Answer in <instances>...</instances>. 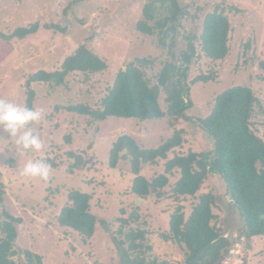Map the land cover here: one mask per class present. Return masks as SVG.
<instances>
[{"label":"rangeland","instance_id":"374dc122","mask_svg":"<svg viewBox=\"0 0 264 264\" xmlns=\"http://www.w3.org/2000/svg\"><path fill=\"white\" fill-rule=\"evenodd\" d=\"M149 2L0 0V31L5 35L35 22L52 25L24 38L12 37L9 44L0 39V98L25 106L32 90L34 109L42 113L40 121L18 134H38L43 144L38 152L23 151L16 144L18 136L11 139L9 133L0 129V185L4 188L0 223L7 220L8 214L23 220L16 224L18 238L13 249L17 254L9 258L15 264H35L29 261L25 250L41 255L44 264H120L123 253L118 251L117 243L121 241L124 249L129 248L127 234L131 229L145 232L144 238L135 241L142 247L128 250L131 256H147L148 262L156 264H184L186 251L174 240H164L161 234L169 233L170 217L177 208L181 207L188 218L199 196L208 191L215 195L213 213L217 218L213 222L221 233L235 240L223 264H264V236H240L242 219L218 175H210L196 197L177 198L173 188L179 170L166 172L164 160L146 163L141 166L142 175L149 180L165 175L168 184L161 196L152 194L142 199L130 191L135 178L130 161L120 160L116 168L109 165L110 149L122 134L133 136L141 147L155 148L175 130L182 129L185 141L169 152V157L191 150H209L211 139L201 131L197 119L210 112L219 93L238 85L251 87L260 101L255 105L251 126L264 140V0H178L185 8V16L178 31L169 33L166 46L160 44L157 28L153 35L136 29ZM217 4L224 6L229 17L231 51L224 60L212 61L201 51L200 35L205 15ZM159 5L156 0V6ZM230 6L239 11L229 10ZM165 14V10H159L156 18ZM191 34L195 36L197 55L191 61L187 80L190 82L198 75L215 79L190 83L193 107L186 112L188 119L180 118L174 126L168 117L141 122L109 116L97 121L88 114L66 110L76 104L88 105L91 110L100 108L101 99L118 71L135 58L154 59L152 66L142 69L156 83L155 75L166 62L173 61L172 54L186 49L183 35ZM83 44L106 60V70L93 74L71 72L63 84L34 81L31 88L26 87L29 76L39 70L61 69L63 61ZM165 97L163 88L159 99L163 110L168 108ZM69 152L80 155L83 162L76 166V158ZM35 160L51 165L46 181L21 175L24 165ZM72 189L90 193L91 210L105 221L97 223L95 235L86 244L77 232L60 227L56 220ZM118 218H125L127 224L121 225Z\"/></svg>","mask_w":264,"mask_h":264},{"label":"trees","instance_id":"16d2710c","mask_svg":"<svg viewBox=\"0 0 264 264\" xmlns=\"http://www.w3.org/2000/svg\"><path fill=\"white\" fill-rule=\"evenodd\" d=\"M74 4H81L88 0H72ZM150 0L143 8V19L137 22L136 29L143 34L153 35L156 28L160 34V44L166 46V39L170 32L176 33L185 16V8L178 0ZM165 10L162 18H156L157 11ZM229 10L238 12L235 6ZM153 24L150 25L148 22ZM54 26V25H53ZM51 28L52 25L41 26L38 22L30 26L19 27L11 35L0 31V39L9 41L12 37L24 38L36 33L39 28ZM231 25L224 6L216 5L213 11L205 15L202 33L200 35L201 51L212 60H224L230 53ZM187 41L186 49L172 54L173 61H168L155 75L156 83L146 77L142 68L152 66L154 59L148 57L135 58L120 69L113 84L101 99V107L90 109L88 105H69L66 110L80 114H88L97 121H104L109 116L120 118H136L141 122L146 120L168 117L172 126L180 119H188L187 110L193 107L190 99V83L214 81V76L198 75L190 82L188 70L192 59L197 55L194 35H183ZM175 38L172 37V44ZM171 44V45H172ZM1 53V52H0ZM108 68L106 60L100 58L86 45H80L73 54L62 63L61 69L52 72L39 70L28 77L26 87L31 88L34 81L63 84L71 72L98 73ZM165 89V102L168 108L163 110L160 105L161 89ZM34 92L29 91L26 98L28 108L34 109ZM253 89L248 86H233L219 93L210 112L203 118H198L201 131L211 139L210 149L197 152L188 151L187 154H174L181 147L185 139L183 130L177 129L173 135L155 148L141 147L133 136L120 135L113 143L109 153V165L116 168L120 160L128 159L131 172L135 178L131 185V193L140 198L152 194L161 196V191L168 184V177L158 175L149 180L141 172V166L146 163L165 161V171L179 170V178L173 188L177 198L181 196L196 197L204 181L210 175H218L230 195L238 211L243 229L240 236L249 239L252 236H264V140L252 128V117L255 105L259 103ZM55 109L59 110V106ZM32 124L27 125L30 127ZM69 140V138H67ZM76 158V166L83 161L80 155L69 152ZM73 164V165H74ZM3 184L0 185V203L4 201ZM92 195L88 192L72 189L69 191L66 203L61 207L57 223L60 227L77 232L86 244L96 232L97 223L105 224L104 219L91 210ZM215 195L212 191L201 194L188 218L179 207L171 215L169 233H162L166 240H174L181 249L186 251L184 264H223L235 245V240L217 228L213 222L217 216L213 213ZM121 225L127 224L125 218L117 219ZM21 217L8 214L7 220L0 223V264H15L10 256H15L14 242L18 238L16 224H22ZM122 232V226L120 229ZM145 232L131 229L127 234L130 240L129 248L124 249L122 242L117 243L118 251L123 253L131 264L148 262L147 256H131L129 249H139L141 243L136 239L144 238ZM150 249V246H147ZM30 262L44 264L41 255L24 251ZM156 264V263H153Z\"/></svg>","mask_w":264,"mask_h":264},{"label":"clouds","instance_id":"9594fccd","mask_svg":"<svg viewBox=\"0 0 264 264\" xmlns=\"http://www.w3.org/2000/svg\"><path fill=\"white\" fill-rule=\"evenodd\" d=\"M41 116L40 110L20 106L17 103L0 98V129L9 133L11 139L18 136L16 144L25 152H38L43 147L40 136L32 131H24L22 135H18L27 125L40 121ZM50 169L51 165L45 160L30 161L24 165L21 175L24 177H39L46 181Z\"/></svg>","mask_w":264,"mask_h":264},{"label":"water","instance_id":"95a60500","mask_svg":"<svg viewBox=\"0 0 264 264\" xmlns=\"http://www.w3.org/2000/svg\"><path fill=\"white\" fill-rule=\"evenodd\" d=\"M140 199H138V201H139ZM141 201V200H140ZM120 264H131L128 260H127V258L122 254L121 256H120ZM144 264H153V263H151V262H146V263H144Z\"/></svg>","mask_w":264,"mask_h":264}]
</instances>
